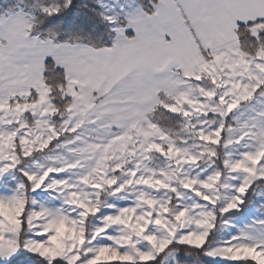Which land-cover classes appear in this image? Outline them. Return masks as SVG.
Wrapping results in <instances>:
<instances>
[{
    "label": "snow or ice",
    "instance_id": "1",
    "mask_svg": "<svg viewBox=\"0 0 264 264\" xmlns=\"http://www.w3.org/2000/svg\"><path fill=\"white\" fill-rule=\"evenodd\" d=\"M0 264H264V0H0Z\"/></svg>",
    "mask_w": 264,
    "mask_h": 264
}]
</instances>
